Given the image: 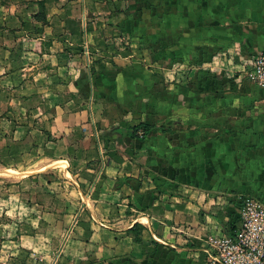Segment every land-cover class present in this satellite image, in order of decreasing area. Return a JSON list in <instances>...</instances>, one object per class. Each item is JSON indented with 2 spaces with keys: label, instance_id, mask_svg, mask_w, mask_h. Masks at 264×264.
Segmentation results:
<instances>
[{
  "label": "crops",
  "instance_id": "obj_1",
  "mask_svg": "<svg viewBox=\"0 0 264 264\" xmlns=\"http://www.w3.org/2000/svg\"><path fill=\"white\" fill-rule=\"evenodd\" d=\"M124 3L0 0V264H206L245 197L264 202V90L241 74L264 49V0H172L173 78L216 69L188 92L219 106L205 122L158 117L140 80L109 96L111 75L146 61L112 34L166 20V0ZM171 122L143 141L118 132Z\"/></svg>",
  "mask_w": 264,
  "mask_h": 264
},
{
  "label": "rangeland",
  "instance_id": "obj_2",
  "mask_svg": "<svg viewBox=\"0 0 264 264\" xmlns=\"http://www.w3.org/2000/svg\"><path fill=\"white\" fill-rule=\"evenodd\" d=\"M59 1V0H57ZM119 3L121 2L123 7H125V1L128 2V0H117ZM44 4V1H41L40 4ZM155 1L152 2V4H149L151 7L148 8V12L141 13V16L143 18L144 15L148 16L152 14V11L158 9L157 6H155ZM40 7V6H39ZM161 9V8H160ZM165 10V18L164 26L160 29H157L156 20L152 23V27H141L142 22H138V25L133 29L132 33L128 32L130 29H124V36H121L122 31L118 33L117 35H114L112 42L110 45L116 46V49L119 50L120 53H124L126 51L127 53H131L132 49L134 52L138 55H145V62L140 63L141 67L138 70L130 69L129 70V76L126 78L124 75L118 74V75H111L109 78L112 80L110 82L111 85V95H109L112 100L118 101V93L117 89L118 87H122L124 84L130 83V81H137V84H140L139 80L147 87L149 88L144 90V96L147 97L146 104L148 106L153 107L157 111L158 117H164V118H170L177 116L180 114V116H183L184 118L189 117V121L193 120V116H200L198 119L201 122H205L206 117L205 115L212 116L214 114L220 113V108L216 107L214 111L211 112L209 109H202L203 107H195L192 108L193 101L190 100L188 97V92L193 89L194 85L198 83H207L210 76L212 75L213 71H216V69L208 68V67H202L200 69L195 70V72H190L189 66L190 65H183L181 67V73L180 77L173 74L178 68V64L184 61H179L178 59L173 57V46H172V0H166V4L164 6ZM162 11V10H161ZM160 14H162L160 12ZM162 16V15H161ZM117 30V29H114ZM122 30V29H121ZM131 34V35H130ZM105 35V34H104ZM110 37V33H107V37ZM116 39V40H115ZM132 47V49H131ZM143 53V54H142ZM144 56L141 57V60H143ZM187 62V61H185ZM188 68H187V67ZM113 73L116 72L114 70H111ZM219 71V70H218ZM111 72V73H112ZM170 72V74H169ZM190 72V73H189ZM173 73V74H172ZM214 73V72H213ZM219 73V72H217ZM216 73V74H217ZM131 74V75H130ZM221 74V72H220ZM122 76L124 78H122ZM129 85V84H128ZM170 87L173 88L169 89ZM175 89V90H174ZM220 95L218 94L216 96V105H219L221 103ZM107 93H105V99H107ZM259 96V95H258ZM259 99L261 101H264L263 94H260ZM115 102V101H114ZM160 103H165L161 104ZM169 105L168 107H165V105ZM223 104V102H222ZM264 105V104H263ZM163 106V107H161ZM161 108V109H160ZM201 109V110H200ZM196 111V113L194 111ZM199 111H202L201 114H199ZM242 112V111H240ZM238 112V113H240ZM235 113H231L233 115ZM192 119V120H191ZM160 120V119H159ZM157 120L152 119V122H155ZM187 146L188 141L186 142ZM188 152L181 153V156L184 154H187ZM168 158L166 157V160ZM172 160V159H171ZM37 263L39 264V261H41L40 258L36 259ZM44 264H52V262H46L43 261Z\"/></svg>",
  "mask_w": 264,
  "mask_h": 264
},
{
  "label": "built area",
  "instance_id": "obj_3",
  "mask_svg": "<svg viewBox=\"0 0 264 264\" xmlns=\"http://www.w3.org/2000/svg\"><path fill=\"white\" fill-rule=\"evenodd\" d=\"M241 74L242 79L264 90V49L244 65ZM204 252L206 264H264V202L255 196L245 197L237 230L232 235L211 236ZM39 264L44 263L41 260Z\"/></svg>",
  "mask_w": 264,
  "mask_h": 264
},
{
  "label": "trees",
  "instance_id": "obj_4",
  "mask_svg": "<svg viewBox=\"0 0 264 264\" xmlns=\"http://www.w3.org/2000/svg\"><path fill=\"white\" fill-rule=\"evenodd\" d=\"M173 124L175 123L171 122L167 125V127L163 128V127H157L149 123H140L136 126H133L127 129H119L118 132L123 137L128 136L133 140L137 139L139 141H143L144 139H146L148 136H150L151 134L155 132H163V133L169 132ZM138 229L143 230V228L140 227L139 225H135L133 229L130 230V233L135 234ZM137 235L138 236H136V240L139 241V236L141 235V231Z\"/></svg>",
  "mask_w": 264,
  "mask_h": 264
}]
</instances>
